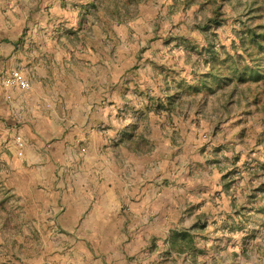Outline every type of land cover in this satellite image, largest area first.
<instances>
[{
	"label": "rangeland",
	"instance_id": "374dc122",
	"mask_svg": "<svg viewBox=\"0 0 264 264\" xmlns=\"http://www.w3.org/2000/svg\"><path fill=\"white\" fill-rule=\"evenodd\" d=\"M31 2L29 21L46 17L80 57L81 114L66 140L18 136L0 115V264H264V78L200 83L210 46L263 71L237 35L264 25V0H55L72 27ZM95 158L74 206L71 175ZM113 173L102 206L93 186ZM173 232L192 248L177 251Z\"/></svg>",
	"mask_w": 264,
	"mask_h": 264
},
{
	"label": "crops",
	"instance_id": "0c3cea01",
	"mask_svg": "<svg viewBox=\"0 0 264 264\" xmlns=\"http://www.w3.org/2000/svg\"><path fill=\"white\" fill-rule=\"evenodd\" d=\"M14 3H16L15 10L18 11V18H14L13 15ZM42 3L51 7L55 16L54 20L67 22L65 25L68 27L76 24L75 14L56 7L58 3L56 4L55 0H42ZM35 5L36 2L32 3L31 0H0V67L3 68L0 71L2 72L0 74V115L8 113L13 116V130L16 128L15 124L21 128L18 136H25L28 129L37 134L38 140L55 135L61 140L72 139L74 137L72 131L76 129L75 122L79 120L81 114L80 57L72 51L75 46L65 44L64 39L51 40L47 33V30L51 29V24L50 22L46 24V17L42 18L37 25L29 21V18L33 16L32 14L28 16L27 12L34 11ZM20 6H23L26 11L21 12L23 9ZM25 26H28V30L24 35L21 31ZM50 50H52V56L45 54ZM66 50L71 52L67 53ZM44 54L48 62L43 59ZM69 70H73V77L68 74ZM13 76H18L21 80L14 85L7 83L6 80ZM62 78L64 82L59 83ZM51 80L53 83H50ZM67 80H73V83H67ZM70 89L74 90L72 95ZM69 108L72 109L71 115ZM108 162L106 160L104 163ZM79 165L84 166L82 161ZM101 166L103 167L102 163L95 158L88 163L86 171L78 166L81 173L71 175L74 179L71 183L74 189L71 202L74 206H80L78 191L83 190L84 187L87 189V186L90 189V184L86 180L87 173L98 174ZM74 167L76 169L75 164ZM140 169L142 168L136 164L128 170L139 180ZM115 176L113 173L101 181V184L96 183V186H93L100 194L102 206L106 205L109 197L113 195L115 183L112 179ZM118 184L116 187L120 193H128L129 186L126 181L120 180ZM103 210L106 208L104 207Z\"/></svg>",
	"mask_w": 264,
	"mask_h": 264
},
{
	"label": "trees",
	"instance_id": "16d2710c",
	"mask_svg": "<svg viewBox=\"0 0 264 264\" xmlns=\"http://www.w3.org/2000/svg\"><path fill=\"white\" fill-rule=\"evenodd\" d=\"M207 23L205 28L219 25V22L214 19H210ZM237 37L240 48L247 57H253L255 54H264V25H257L253 28L246 29L240 32ZM233 51H235L234 48ZM207 53L208 58L206 60V65L209 70L202 76L200 80L201 84L205 83V79L212 80L220 85L224 83V81H245L247 79L260 81L264 78L261 74L264 73V69L260 71L259 64L257 63L258 60L253 59L255 56L251 58L253 63L252 67H248L242 63V56L230 55L225 50L222 52L224 53L223 59H220V55L216 56V52L211 46ZM195 90L197 91V88ZM172 237L177 251L191 249L193 246V240L186 232H173Z\"/></svg>",
	"mask_w": 264,
	"mask_h": 264
},
{
	"label": "built area",
	"instance_id": "2783aa9c",
	"mask_svg": "<svg viewBox=\"0 0 264 264\" xmlns=\"http://www.w3.org/2000/svg\"><path fill=\"white\" fill-rule=\"evenodd\" d=\"M6 82L14 85V84L18 83V78H16V76H13V78L7 79ZM15 143L18 146H22V140L20 139V137L15 138Z\"/></svg>",
	"mask_w": 264,
	"mask_h": 264
}]
</instances>
